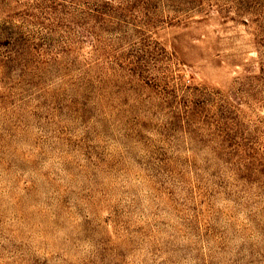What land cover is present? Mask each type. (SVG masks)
Here are the masks:
<instances>
[{"label": "rangeland", "instance_id": "rangeland-1", "mask_svg": "<svg viewBox=\"0 0 264 264\" xmlns=\"http://www.w3.org/2000/svg\"><path fill=\"white\" fill-rule=\"evenodd\" d=\"M0 264H264V0H0Z\"/></svg>", "mask_w": 264, "mask_h": 264}]
</instances>
